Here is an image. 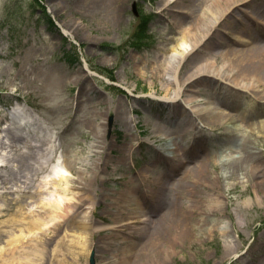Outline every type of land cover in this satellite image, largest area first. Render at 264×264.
<instances>
[{
	"label": "rangeland",
	"instance_id": "374dc122",
	"mask_svg": "<svg viewBox=\"0 0 264 264\" xmlns=\"http://www.w3.org/2000/svg\"><path fill=\"white\" fill-rule=\"evenodd\" d=\"M164 1L0 0V159L6 163L0 187L20 185L0 188V245L19 226L13 216L25 223L47 210H28L26 202L50 189L53 198L59 187L70 186L59 194L75 195L81 205L73 221L48 217L41 230L24 232L46 243L44 253H0L4 264H89L91 251L96 264H264V128L251 125L264 119V110L251 117L243 106L257 104L243 94L244 105L220 107L237 116L213 129L194 111L217 93L210 84L182 92L178 105L169 102V71L157 76L149 66L155 58L168 61L175 49V58L189 51L187 42L178 46L176 22L188 15L176 14V7L194 10L198 1L179 0L161 11ZM253 4L245 10L250 13ZM144 14L153 16L146 24L149 37L136 48ZM246 22L241 12L225 19L221 42L212 35L180 71L228 47L263 45L253 37L257 32L243 44L230 38L231 27ZM255 92L264 93V79ZM184 110L196 116L195 126L179 125ZM20 140L29 148L13 145ZM60 163L65 180L51 176L32 197L39 177ZM159 174L163 178L154 184ZM125 185L142 199L137 212L155 221L130 230L129 250L119 257L121 226L119 232L95 227L123 216L111 197ZM155 185L160 190L149 205L146 195Z\"/></svg>",
	"mask_w": 264,
	"mask_h": 264
},
{
	"label": "bare ground",
	"instance_id": "6f19581e",
	"mask_svg": "<svg viewBox=\"0 0 264 264\" xmlns=\"http://www.w3.org/2000/svg\"><path fill=\"white\" fill-rule=\"evenodd\" d=\"M197 1L198 4L194 10H179L182 15H188V18L186 19L181 17L177 22L179 25L178 32L181 38L179 41L180 44L178 46L180 47L184 42H187L189 51H184L179 57L175 58L173 57L176 53L175 47L173 56H171V59H168V61H166L167 59L164 60L163 58H155V60L152 61L149 66L150 68H152V73L154 72L157 76H159L161 71H169V84L174 90V95L171 97L172 100H170V102L175 105H178L179 101L177 98L182 92H198L199 88L197 86L200 83H208L210 84V86H213L216 89L217 95L215 94L213 99H208L206 107L199 110H194L197 114V118H199V120L201 121L206 122L213 129H217L219 125L223 124L232 117L237 116L236 114L227 112V110L222 109L229 106L236 107L238 103L236 102L237 99L229 98V96L231 97L234 95L238 97H245L243 95L245 94L249 98L248 100L257 104L253 106V111L250 109V111L248 112L251 117H256V115L260 114L264 110V104H262L264 102V93L261 94L255 92V87L259 86V84L264 79V44H255L247 48L238 49L228 47L226 50H222L221 52L213 54L212 57H205L197 60L184 72H181L179 68L180 64L183 63L186 58L187 59L185 60V62L187 63L190 59L195 58L199 50L207 48L209 43L208 40L212 35L215 36L214 40L221 42L220 39H223V37H221L219 34V26L224 22L225 19L234 15L235 13L241 12L243 16L248 20V22H250L251 25L259 30L261 36H264V18H261L264 17V9H262L264 8V4H260L264 3V0ZM252 3H256V5L258 6H254V8H252L249 13L245 10V8L250 4L252 5ZM164 4L166 5L164 6ZM175 5L173 0H165L164 3L161 4V11L165 10L166 8L169 9L170 7ZM178 7H182L181 3ZM223 27L226 29L228 28V25L224 23ZM231 29L232 35L230 38L233 40V42L243 44L248 41L247 38H250L251 32L250 26L248 25L240 24L237 28L232 26ZM188 52L189 55L186 57ZM189 56L190 58H188ZM169 64H171L170 67H168ZM27 110H29V114L34 112V110L29 107H27ZM171 113H173L174 115V111H172ZM182 113L184 114L182 116V122H180L179 125H185L189 127L192 126L193 123V125L195 126L196 116H191V114H189L185 110L182 111ZM240 115L242 116V114ZM254 124H256V126L264 128V119H258L251 125L253 126ZM181 128L186 130V128L184 127ZM143 132L145 133V130H143ZM167 132H170V130L167 129ZM3 137L6 138L5 140L12 142L5 135H3ZM14 142L15 141H13V143ZM26 142L27 141L25 140H20L13 145H16L17 147L18 145H22L20 147L29 148V144H26ZM95 148H98L97 143L94 145V149ZM92 151H99V149H92ZM242 157L244 156L242 155ZM93 163H95V161ZM3 164H6L5 161L3 159H0V166ZM55 174L62 175L63 169H61L60 166L51 165V170L39 177V184L37 186L38 188H36L32 192V197H34L35 194L41 193L43 186H41L40 184L45 183V181H51V176L54 177L56 176ZM180 175L181 179H185L189 174L188 171H183ZM64 178L65 176L62 177V180ZM60 180L61 179H59V181ZM198 181H200V179H198ZM3 185L4 186H1L0 188L2 190L6 189L7 191V188L17 190V187L20 186L16 185L8 187L5 184ZM85 188L89 190L88 187ZM57 191L58 197L55 196L52 198V190L50 189L46 192L47 195L42 196L40 200H31V203L30 201L26 202L27 205H29V207L27 208L28 210L31 207L33 208L35 206L39 207L40 209L46 208L47 210H45L43 213L39 212L38 214H36V216L32 217L25 223L19 221L21 217L13 216L12 220L15 224L19 223V226L14 229L15 232H10L6 237L5 243L3 245H0V253H12L10 255L11 258L13 257V253H44V250L46 249V243L41 241V238L38 237L26 238L24 236V232H35L41 230L43 225L47 224L48 217H50L51 220L61 218L63 221H73L71 219L76 216L77 210L81 208V205L78 202L73 201V198H76L75 195L66 197L59 194L63 191L70 192V186L63 188L62 190L59 187ZM154 198L157 199V194L153 197V199ZM111 199L113 206H117V211L115 213L118 214L119 211L123 210H125V213L122 217L116 219L115 223L111 225H107L105 223L98 224L96 222L95 229L98 230L100 228L109 226L111 228L114 227L118 230L117 226H121V231H123V234L121 237V246L119 247V257H125L129 250V237L131 236L130 233H132V231L130 232V230H133L134 227L140 223H143V228H149L150 220L152 217L146 213L137 212L136 207H138V205L140 204L141 199L129 185L126 186L125 189L119 193V195L111 197ZM86 200L87 198H84V200L81 201L84 202ZM21 208L22 207L20 206L18 210H20ZM29 213H27V215H29ZM79 219L80 221L78 225H81V227L85 229L86 220H82L81 217ZM119 220H121L120 223H118ZM54 224L56 226L58 223L55 222ZM56 229L57 228L53 230L54 233L57 232ZM53 238L54 235H50V239ZM73 240L70 239L69 244L72 246L73 243V245L76 246V242H74ZM58 243L62 244L64 243V241L62 239H59ZM3 261L0 260V264H4ZM16 264L23 263L21 261H17Z\"/></svg>",
	"mask_w": 264,
	"mask_h": 264
},
{
	"label": "water",
	"instance_id": "95a60500",
	"mask_svg": "<svg viewBox=\"0 0 264 264\" xmlns=\"http://www.w3.org/2000/svg\"><path fill=\"white\" fill-rule=\"evenodd\" d=\"M90 264H94V261H93V257H92V255H91V257H90Z\"/></svg>",
	"mask_w": 264,
	"mask_h": 264
}]
</instances>
